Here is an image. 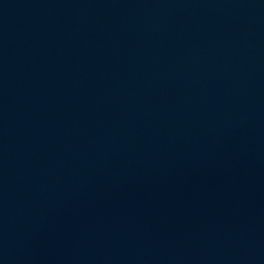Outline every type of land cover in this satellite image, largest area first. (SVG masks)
<instances>
[{"label": "water", "instance_id": "obj_1", "mask_svg": "<svg viewBox=\"0 0 264 264\" xmlns=\"http://www.w3.org/2000/svg\"><path fill=\"white\" fill-rule=\"evenodd\" d=\"M0 264H264V0H0Z\"/></svg>", "mask_w": 264, "mask_h": 264}]
</instances>
